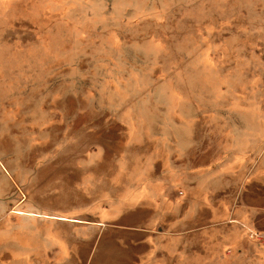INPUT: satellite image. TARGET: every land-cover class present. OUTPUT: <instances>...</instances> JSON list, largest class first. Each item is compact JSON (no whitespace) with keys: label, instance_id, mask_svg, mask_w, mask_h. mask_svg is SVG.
Wrapping results in <instances>:
<instances>
[{"label":"rangeland","instance_id":"obj_1","mask_svg":"<svg viewBox=\"0 0 264 264\" xmlns=\"http://www.w3.org/2000/svg\"><path fill=\"white\" fill-rule=\"evenodd\" d=\"M258 170L264 0H0V264H259L203 207Z\"/></svg>","mask_w":264,"mask_h":264},{"label":"crops","instance_id":"obj_2","mask_svg":"<svg viewBox=\"0 0 264 264\" xmlns=\"http://www.w3.org/2000/svg\"><path fill=\"white\" fill-rule=\"evenodd\" d=\"M258 173V174H257ZM243 195H241L240 200L236 201L232 206H227V204H223V202H203V207L206 208L207 205L209 207L215 209H226L228 208L230 213L228 219L230 220L231 224H234V230L232 231V246L237 248L238 253L241 252L245 255L253 257L255 261L259 264H264V246H259L255 242L249 239L248 233L250 231H263L264 230V171L258 170L256 174H253L250 179H248L247 184L243 190ZM215 220L214 227L219 226L222 223H219V213L212 212ZM164 235V234H163ZM162 234L151 235V237L143 238L139 240L141 242V246L147 247L149 251H146L143 254L142 263L149 262L151 264H158V259L162 258L159 254L160 248L154 241L157 239L156 237H160L162 239H166L168 242H172L171 249L168 244V258L171 261V264H175L179 262L177 254L183 252V256L188 257V250L191 249V245L189 243L188 234H166V238H164ZM190 235V234H189ZM162 236V237H161ZM177 241V244H175ZM199 248H213L216 252H218V256L222 257V250H223V235L222 233H215L213 236L208 235L206 233L202 234L199 239ZM187 252V253H186ZM44 256L48 254L46 250H44ZM58 253V254H57ZM62 250L55 249L54 255H60ZM29 259H24L21 261L20 264H32L33 260L31 257L35 255H26ZM141 256V257H142ZM177 259V260H176ZM58 264H62L60 261ZM169 264V263H168Z\"/></svg>","mask_w":264,"mask_h":264},{"label":"built area","instance_id":"obj_3","mask_svg":"<svg viewBox=\"0 0 264 264\" xmlns=\"http://www.w3.org/2000/svg\"><path fill=\"white\" fill-rule=\"evenodd\" d=\"M248 237L250 240L258 244L259 246H264V230L263 231H259V230L250 231L248 233Z\"/></svg>","mask_w":264,"mask_h":264}]
</instances>
